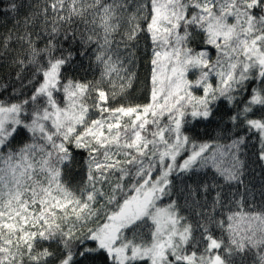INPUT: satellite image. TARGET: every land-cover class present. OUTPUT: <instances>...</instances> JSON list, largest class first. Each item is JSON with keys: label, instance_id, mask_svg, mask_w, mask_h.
<instances>
[{"label": "snow or ice", "instance_id": "1", "mask_svg": "<svg viewBox=\"0 0 264 264\" xmlns=\"http://www.w3.org/2000/svg\"><path fill=\"white\" fill-rule=\"evenodd\" d=\"M0 264H264V0H0Z\"/></svg>", "mask_w": 264, "mask_h": 264}, {"label": "trees", "instance_id": "2", "mask_svg": "<svg viewBox=\"0 0 264 264\" xmlns=\"http://www.w3.org/2000/svg\"><path fill=\"white\" fill-rule=\"evenodd\" d=\"M142 74H143V69H141V78H142ZM76 75L79 78L93 79L94 73L92 71H84L83 69H81L76 73ZM138 95H139V85H137V91L133 92L132 95L129 97V99H134Z\"/></svg>", "mask_w": 264, "mask_h": 264}]
</instances>
